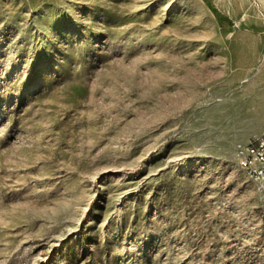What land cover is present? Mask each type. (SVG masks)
Masks as SVG:
<instances>
[{"label": "rangeland", "instance_id": "obj_1", "mask_svg": "<svg viewBox=\"0 0 264 264\" xmlns=\"http://www.w3.org/2000/svg\"><path fill=\"white\" fill-rule=\"evenodd\" d=\"M264 0H0V264H264Z\"/></svg>", "mask_w": 264, "mask_h": 264}, {"label": "built area", "instance_id": "obj_2", "mask_svg": "<svg viewBox=\"0 0 264 264\" xmlns=\"http://www.w3.org/2000/svg\"><path fill=\"white\" fill-rule=\"evenodd\" d=\"M237 155L243 169L264 180V133L239 145Z\"/></svg>", "mask_w": 264, "mask_h": 264}, {"label": "bare ground", "instance_id": "obj_3", "mask_svg": "<svg viewBox=\"0 0 264 264\" xmlns=\"http://www.w3.org/2000/svg\"><path fill=\"white\" fill-rule=\"evenodd\" d=\"M240 166L242 167V162H239ZM243 168V167H242Z\"/></svg>", "mask_w": 264, "mask_h": 264}]
</instances>
